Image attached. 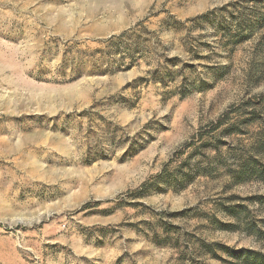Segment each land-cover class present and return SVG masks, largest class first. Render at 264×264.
<instances>
[{
  "label": "rangeland",
  "instance_id": "rangeland-1",
  "mask_svg": "<svg viewBox=\"0 0 264 264\" xmlns=\"http://www.w3.org/2000/svg\"><path fill=\"white\" fill-rule=\"evenodd\" d=\"M0 264H264V0H0Z\"/></svg>",
  "mask_w": 264,
  "mask_h": 264
}]
</instances>
